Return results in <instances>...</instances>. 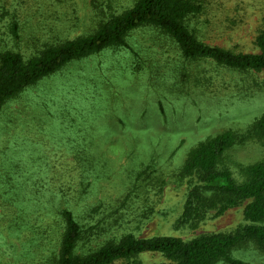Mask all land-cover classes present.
<instances>
[{"label":"rangeland","instance_id":"1","mask_svg":"<svg viewBox=\"0 0 264 264\" xmlns=\"http://www.w3.org/2000/svg\"><path fill=\"white\" fill-rule=\"evenodd\" d=\"M112 2L121 11L130 0ZM110 3L0 0V49L13 46V21L25 28L16 51L28 54L36 32L39 43L73 39L94 26ZM199 4L201 12L186 25L201 43L258 53L264 0ZM263 112L264 71L184 60L169 38L150 27L130 33L127 47L68 64L0 113V264H40L58 244L57 209L64 207L83 231L77 254L125 235L188 241L236 232L247 225V202L218 217L211 211L199 220L182 218L189 192L200 184L181 169L199 143L232 131L237 143L219 170L242 182L244 168L264 161V140L251 130ZM230 256L264 264L253 244ZM167 263L149 253L113 264Z\"/></svg>","mask_w":264,"mask_h":264},{"label":"trees","instance_id":"2","mask_svg":"<svg viewBox=\"0 0 264 264\" xmlns=\"http://www.w3.org/2000/svg\"><path fill=\"white\" fill-rule=\"evenodd\" d=\"M112 1L94 26L73 39L39 43L41 34L36 32L28 54L16 51L25 28L17 20L11 22L8 35L13 46L0 49V113L10 100L68 64L107 49L127 47L130 33L146 27L169 38L184 60H206L238 72L264 71V28L255 40L257 54L233 53L201 43L187 28L188 20L202 10L199 0H130L121 11ZM251 130L264 140V112L253 122ZM236 143V134L226 131L190 151L181 169L182 176L195 177L200 185L189 192L182 218L199 220L211 211L218 217L247 202L243 207L246 226L232 234H207L188 241L171 236L137 239L125 235L107 240L93 251L77 254L83 231L74 213L64 207L57 209L62 227L58 244L42 254L40 264H113L149 253L161 255L167 264H243L231 258L230 253L248 244L264 256V161L244 168L242 182H236L228 171L219 170L224 154Z\"/></svg>","mask_w":264,"mask_h":264}]
</instances>
